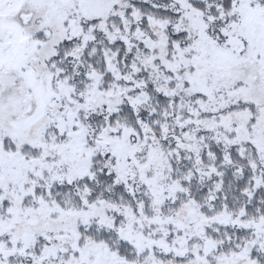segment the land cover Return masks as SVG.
Instances as JSON below:
<instances>
[{
    "label": "snow or ice",
    "instance_id": "snow-or-ice-1",
    "mask_svg": "<svg viewBox=\"0 0 264 264\" xmlns=\"http://www.w3.org/2000/svg\"><path fill=\"white\" fill-rule=\"evenodd\" d=\"M0 264H264V0H0Z\"/></svg>",
    "mask_w": 264,
    "mask_h": 264
}]
</instances>
